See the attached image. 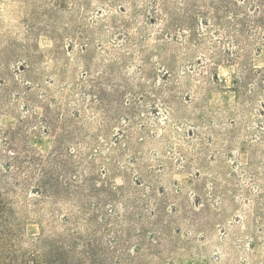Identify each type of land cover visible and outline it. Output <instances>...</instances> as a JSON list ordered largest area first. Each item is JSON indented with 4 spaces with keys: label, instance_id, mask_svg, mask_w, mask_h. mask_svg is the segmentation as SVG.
I'll use <instances>...</instances> for the list:
<instances>
[{
    "label": "rangeland",
    "instance_id": "rangeland-1",
    "mask_svg": "<svg viewBox=\"0 0 264 264\" xmlns=\"http://www.w3.org/2000/svg\"><path fill=\"white\" fill-rule=\"evenodd\" d=\"M256 1L0 0V230L17 250L104 212L138 229L133 264H264Z\"/></svg>",
    "mask_w": 264,
    "mask_h": 264
},
{
    "label": "trees",
    "instance_id": "trees-1",
    "mask_svg": "<svg viewBox=\"0 0 264 264\" xmlns=\"http://www.w3.org/2000/svg\"><path fill=\"white\" fill-rule=\"evenodd\" d=\"M251 5H254L253 11H258L263 14L261 18H257V21H263L260 22L263 24V3L256 1ZM225 6L231 8L234 12L235 9H244L243 6L238 5L236 2L229 3ZM245 14H247V11H243V15ZM47 127L50 131H55L56 128L52 119L47 121ZM28 158H32L31 162L34 165L40 164L39 157L28 156ZM87 214L88 226L85 233L73 232L70 234L71 237L64 238L60 242V246H57V243L49 244L50 251L47 252L46 250L43 253L38 252V250L27 252L17 250L13 243V232L10 230H0V264H51L52 259L56 258L59 253H65L64 264H133L134 259L129 252L131 248L127 245L135 239L132 231L136 232L138 229L125 226L123 221L112 220L111 215L104 212H100V214L88 212ZM123 215L127 223L136 225L133 214L128 209L125 210V214ZM10 217V214L0 207V224L7 222V218L9 219ZM109 224L112 227H109ZM100 229L106 235L113 233V236H110L111 239L108 238V242L102 240L97 235ZM77 240L81 242H76ZM139 249V244H134L132 251L139 252Z\"/></svg>",
    "mask_w": 264,
    "mask_h": 264
}]
</instances>
